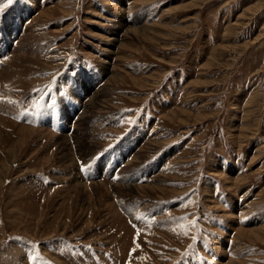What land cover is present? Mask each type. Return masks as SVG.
I'll list each match as a JSON object with an SVG mask.
<instances>
[{
	"label": "rangeland",
	"instance_id": "1",
	"mask_svg": "<svg viewBox=\"0 0 264 264\" xmlns=\"http://www.w3.org/2000/svg\"><path fill=\"white\" fill-rule=\"evenodd\" d=\"M14 2L0 12V32L18 31L0 63V264H264V0L20 1L23 21ZM82 60L106 80L83 81L71 135L9 116L8 101L61 99ZM121 138L134 150L119 179L73 173V154Z\"/></svg>",
	"mask_w": 264,
	"mask_h": 264
},
{
	"label": "snow or ice",
	"instance_id": "2",
	"mask_svg": "<svg viewBox=\"0 0 264 264\" xmlns=\"http://www.w3.org/2000/svg\"><path fill=\"white\" fill-rule=\"evenodd\" d=\"M13 2H14V0H6V3L4 2V0H0V12H2L5 7H7L8 5H11ZM41 95H42V92H41ZM0 96H2V93H0ZM50 100H51V94H49V96L45 98V105H41L39 107H45V106L54 107V104L49 102ZM8 102L9 103H13V104L17 103L16 101H8ZM32 103H33V105H36L35 101H32ZM126 111H133V110H126ZM34 114L35 115H39V113H34ZM121 119H123V117H121ZM128 123H133V121L129 120ZM80 164H81V170L82 171H87L92 166L91 163L84 164L83 161H81ZM113 179H119V177L118 176H113ZM188 220H189V217H187V216L179 217V218H175L172 221V223L175 224V223H180V222H184V221H188ZM196 224H197V221H191V224L189 225V227H194V226H196ZM181 226H183V225H181ZM173 230L175 231V229H173ZM177 234H180V233H177ZM183 234L187 235L188 234L187 230H185ZM194 239H196V238L194 237ZM29 243H31V242H29ZM132 251H135V249H132ZM176 251H178V250H176ZM185 255H187V253ZM31 259L32 260H36L37 257L33 256ZM43 264H51V262L44 261Z\"/></svg>",
	"mask_w": 264,
	"mask_h": 264
},
{
	"label": "bare ground",
	"instance_id": "3",
	"mask_svg": "<svg viewBox=\"0 0 264 264\" xmlns=\"http://www.w3.org/2000/svg\"><path fill=\"white\" fill-rule=\"evenodd\" d=\"M20 23V22H19ZM259 37H260V35H259ZM26 58V57H25ZM30 60V59H29ZM32 67V66H31ZM6 68V67H5ZM26 72V71H25ZM28 73V72H27ZM26 73V74H27ZM17 76V75H16ZM0 101H1V99H0ZM11 105V104H10ZM11 107H12V105H11ZM15 111H13V110H11V114H13ZM9 114H10V112H9ZM28 134V133H27ZM27 140V139H26ZM58 141V140H57ZM25 142V141H24ZM63 143V142H62ZM69 148V147H68ZM129 186V185H128ZM131 187V186H130Z\"/></svg>",
	"mask_w": 264,
	"mask_h": 264
},
{
	"label": "crops",
	"instance_id": "4",
	"mask_svg": "<svg viewBox=\"0 0 264 264\" xmlns=\"http://www.w3.org/2000/svg\"><path fill=\"white\" fill-rule=\"evenodd\" d=\"M83 88H84V84H83ZM78 91V90H77ZM84 91H85V88H84ZM6 101V100H5ZM8 103V102H7ZM11 103H9V105H10ZM13 104V103H12ZM11 104V105H12ZM13 106V105H12ZM23 124V123H22ZM24 124H26V123H24ZM27 125V124H26ZM123 185V184H122Z\"/></svg>",
	"mask_w": 264,
	"mask_h": 264
}]
</instances>
